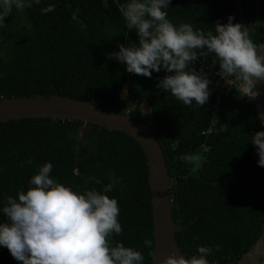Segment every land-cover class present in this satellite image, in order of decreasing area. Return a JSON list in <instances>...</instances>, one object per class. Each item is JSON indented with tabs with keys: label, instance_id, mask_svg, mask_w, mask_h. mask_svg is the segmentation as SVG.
I'll return each instance as SVG.
<instances>
[{
	"label": "trees",
	"instance_id": "trees-1",
	"mask_svg": "<svg viewBox=\"0 0 264 264\" xmlns=\"http://www.w3.org/2000/svg\"><path fill=\"white\" fill-rule=\"evenodd\" d=\"M128 0H26L14 6L0 27V99L58 94L90 101L107 112L126 113L155 125L171 187L172 216L181 228L176 243L186 258L200 245L217 251L209 264H232L254 244L264 223V167L249 137L264 131L255 104L234 87L217 101L218 63L212 53L193 67L203 69L210 95L206 104L184 105L157 87L166 71L151 78L128 73L109 54L118 45L138 46L121 8ZM250 39L264 43V0H241ZM55 5L43 13L42 8ZM168 20L214 32L229 15L240 23L235 0H170ZM2 11V9H0ZM241 24V23H240ZM199 51V50H197ZM126 96L120 98L123 87ZM145 106L149 115L142 110ZM218 109V110H217ZM201 158L197 165L196 159ZM31 161V163H29ZM45 162L50 177L83 193L103 191L117 200L122 232L111 243L140 251L151 264L154 239L148 166L139 144L119 131L81 121L24 119L0 123V209L6 197L26 190ZM6 217L0 213V222ZM153 241L149 250L145 239ZM151 251V255L149 254ZM0 264H20L0 246Z\"/></svg>",
	"mask_w": 264,
	"mask_h": 264
},
{
	"label": "clouds",
	"instance_id": "clouds-1",
	"mask_svg": "<svg viewBox=\"0 0 264 264\" xmlns=\"http://www.w3.org/2000/svg\"><path fill=\"white\" fill-rule=\"evenodd\" d=\"M169 3L128 0L121 12L127 29L135 30L138 46L120 44L119 51L110 53L109 58L125 65L128 73L148 78L163 68L168 74L158 79V88L184 105L202 106L209 99L211 81L203 69L197 71L193 65L212 53L216 59L211 64L218 63L217 74L235 86L239 97L255 100L261 94L257 85L264 83V44L254 43L247 28L234 23L231 15L207 34L189 23L176 26L164 10ZM13 6L23 11L31 4L0 0V27ZM54 10L51 4L41 9L43 13ZM249 139L256 147L258 165L264 167V131H256ZM52 167L45 162L31 176L26 190L6 197L0 209L7 218L0 222V246L20 264H142L140 251L111 243L110 238L119 235L122 226L118 202L106 194L109 189L76 192L50 177ZM143 244L149 250L153 247L151 239L146 238ZM213 247L220 250L218 244ZM213 247L200 245L198 255L190 258L170 254L159 264H209L207 256Z\"/></svg>",
	"mask_w": 264,
	"mask_h": 264
},
{
	"label": "water",
	"instance_id": "water-1",
	"mask_svg": "<svg viewBox=\"0 0 264 264\" xmlns=\"http://www.w3.org/2000/svg\"><path fill=\"white\" fill-rule=\"evenodd\" d=\"M235 2L240 23L247 28L241 0H235ZM257 87L261 94L253 102L259 122L264 129V123L261 122L264 120V83L258 84ZM125 88V86L122 88L121 99L125 97ZM30 118L81 121L84 124L96 125L109 131H119L133 138L142 149L148 166L147 179L154 239L151 264H159L160 260L170 254L183 255L175 239V233L181 226L176 224L172 216L170 189L176 183L168 176L162 148L153 133L155 125L148 126L141 121H137L129 114L110 113L90 101L58 94L47 97L22 96L0 99V123ZM263 263L264 223L262 232L254 244L232 264Z\"/></svg>",
	"mask_w": 264,
	"mask_h": 264
},
{
	"label": "built area",
	"instance_id": "built-area-1",
	"mask_svg": "<svg viewBox=\"0 0 264 264\" xmlns=\"http://www.w3.org/2000/svg\"><path fill=\"white\" fill-rule=\"evenodd\" d=\"M200 68L201 69H206L208 71H211V69H209L208 67H205L203 65H200ZM217 76H218V80H219V87L217 89V101H216V103L218 102L219 97L226 91V89H229L230 87H234L235 88L234 85L228 84L226 82V80H223L218 74H217ZM245 98H246L247 101L249 100L247 97H245Z\"/></svg>",
	"mask_w": 264,
	"mask_h": 264
},
{
	"label": "rangeland",
	"instance_id": "rangeland-1",
	"mask_svg": "<svg viewBox=\"0 0 264 264\" xmlns=\"http://www.w3.org/2000/svg\"><path fill=\"white\" fill-rule=\"evenodd\" d=\"M125 94H126V88H125L124 96H126ZM124 98H125V97H124ZM124 98H123V99H124ZM134 110H142V111H144L146 114L149 115V110H148L145 106H140V107H138V108H135ZM196 163H197V165H199V164L201 163V158H197V159H196Z\"/></svg>",
	"mask_w": 264,
	"mask_h": 264
}]
</instances>
